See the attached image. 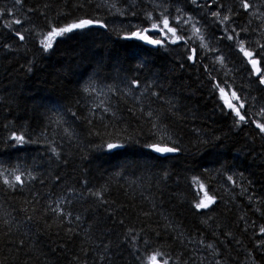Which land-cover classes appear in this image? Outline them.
<instances>
[{"label":"trees","instance_id":"obj_1","mask_svg":"<svg viewBox=\"0 0 264 264\" xmlns=\"http://www.w3.org/2000/svg\"><path fill=\"white\" fill-rule=\"evenodd\" d=\"M200 2L197 7L189 0H0V170L36 177L16 190L0 179V264H141L137 248L145 264L156 249L170 257V264H264L259 231L264 226V136L252 124L236 128L209 87L212 72L242 89L249 111L261 119L255 114L264 105V93L251 83L246 60L240 63L242 53L228 48L230 41L210 39L206 42L218 51L198 48L202 62L192 64L182 42L147 47L123 38L137 27H150L145 13L157 3L173 16L179 8L199 18L208 37L219 35L221 26L208 15L215 5ZM224 3L239 11L232 26H247L253 42H264L259 19L249 24L238 0ZM255 5L264 11L261 0ZM86 18L107 27L94 24L54 37L53 47L43 51L49 24ZM147 35L164 38L158 30ZM221 54L224 66L213 59ZM133 80L141 82L139 89L129 88ZM89 85L92 95L83 91ZM100 102L111 110L103 113ZM141 108H150L157 123L164 120L161 128L178 138L181 152L160 157L145 147L158 137ZM13 133L34 142L13 147ZM110 134L126 135V146L113 152L100 147ZM193 177L214 194L216 204L194 207L203 191ZM57 201L71 213V224L49 207ZM130 230L138 234L135 246Z\"/></svg>","mask_w":264,"mask_h":264},{"label":"snow or ice","instance_id":"obj_2","mask_svg":"<svg viewBox=\"0 0 264 264\" xmlns=\"http://www.w3.org/2000/svg\"><path fill=\"white\" fill-rule=\"evenodd\" d=\"M153 2L155 3L156 0H153ZM189 2L193 5H196L197 7L201 6L200 0H189ZM15 3L22 4L23 0H15ZM238 3L240 9L249 15V24H251L252 19H259L261 21V23L258 25V28L260 29L261 34L264 35V11H261L256 7L255 0H238ZM261 3L264 4V0H261ZM213 5H215V8L209 12L208 15L212 17L219 26H221L222 31L220 28L216 30L219 35L213 34L211 37H208L203 30L204 25L200 23L199 18H196L193 15H186L179 8L175 10L177 15L173 16L167 7L161 8L157 3L156 9H159L158 15H154L156 9L145 13L146 20L151 22L150 27H137L126 34L123 38L126 40L135 38L145 41L150 45L156 46H163L167 42H171L172 44L182 42L184 45H187L186 58L192 64H199L202 62V55L197 54L198 48L208 52L218 51L217 48L212 47L210 42L206 41H210V39L230 41L231 43L228 44L227 47L232 50H236L238 53H242L245 59L241 60L240 63L245 64L246 60L245 66L250 65L248 76L254 77V79L251 80V83L256 84L258 86V91L264 93V42L260 40L253 42L249 36L250 29L247 26H232L233 18L239 14L238 10L226 7L224 0H209V3L205 4L204 6L212 7ZM132 15H136V13L133 11ZM12 23L19 25L21 24V20L14 19ZM94 24H98L99 27L102 28L107 27L106 24L91 18L79 19L78 22L66 26L49 24V31L47 35L41 40L43 51L48 52L53 47L54 37H62L65 34L72 33L74 30H83ZM5 27H11V25H5ZM189 29L191 30L190 32ZM153 30H158L164 38H152L147 35V33ZM185 33L189 34L185 35ZM15 35L21 41L25 39L24 34L20 32L19 29L15 31ZM197 40L199 41V44L196 43ZM213 59L218 60L221 66H224L225 57L223 54H221L219 57H213ZM214 70L215 69H213V71ZM205 71H207V68H205ZM208 76L210 80L209 87L215 94V98L217 99L218 107L221 113L226 116L234 117L233 123L236 128L252 124L256 129L259 130L258 134L264 136V105H262L259 111L255 114L260 116L261 119H255L254 115L249 111V109L252 107V105L249 104V97L244 94L242 89L234 88L227 80H220L213 77L212 72H208ZM140 87L141 82L139 80H133L129 86L130 89H139ZM83 91L89 95H92L94 89L91 87V85H89L86 86ZM148 94L151 97H155L156 101L163 100V97L160 95V93L156 91H149ZM261 99L264 100V96H261ZM168 103L171 105L170 101ZM97 108H99L103 113H107L111 110V106L109 105L106 107L103 102H100L97 105ZM141 112L142 114L146 113L149 117L153 137H158V139H155L154 142L145 144V147L160 155L175 154L182 151L181 147L179 146L180 142L178 138H173L165 128H161L160 124L164 123V120H160V123H157L156 120L152 119L154 113L150 108H141ZM93 113H95V109L93 110ZM72 115L75 116L76 114L72 113ZM157 119H159V116H157ZM61 120L62 117L58 119L56 123L59 125ZM123 131L124 130H121V132ZM65 132L67 133V129H65ZM126 138V135L110 134L109 139L106 140L104 144H101L100 147L106 148V150L109 152H113L114 150L121 149L126 146L124 142ZM10 139L15 142L12 145L13 147L23 146L24 144L34 142L31 140V138H26L22 134L17 135L15 133L11 135ZM50 150L53 155L59 158L60 153L55 147L50 146ZM6 172L7 175H5ZM0 179H2L4 185H7L10 189L16 190L17 187L23 188L27 182L35 180L36 177L31 172L24 173L19 169H15L12 172H8L7 169H2L0 170ZM227 179L231 181L233 185L236 184V181L231 175L228 176ZM193 182L198 185L200 190L203 191V197L194 205L197 210H206L211 205L216 204L217 201L214 194H209V192L205 190V185L200 181L199 177H193ZM93 195L99 198L101 193L95 192ZM61 203L62 201H57L55 207H52L51 204L49 207L54 213H56L58 216L64 217L65 220L71 224V213H66L61 207ZM28 219L30 220L32 217H29ZM75 220L79 221L80 217H75ZM4 223L7 224L8 222L5 221ZM7 230L10 232V228ZM68 231L71 232L72 229L69 228ZM259 231L260 234L264 235V226H262ZM130 235L132 236L131 244L132 246H135L138 234H134L130 230ZM144 243L146 244L147 241H144ZM201 243H203V241H201ZM260 243L264 245V240H262ZM22 245L23 241H21V246ZM104 247L107 249L106 245ZM207 247L210 249L213 248L211 244H208ZM136 252L137 259L140 260L141 264H145L144 259L139 256L138 248L136 249ZM165 255L166 254L161 252L159 249L153 250V253L147 257V264H170V257L165 259ZM107 258L109 260L111 259L110 256ZM201 264H203V261H201ZM214 264H221V262L220 260H216Z\"/></svg>","mask_w":264,"mask_h":264},{"label":"water","instance_id":"obj_3","mask_svg":"<svg viewBox=\"0 0 264 264\" xmlns=\"http://www.w3.org/2000/svg\"><path fill=\"white\" fill-rule=\"evenodd\" d=\"M142 43L144 44V45H146L147 47H152L153 45H150V44H148V43H145L144 41H142ZM160 157H164L165 155H160V154H158ZM175 155H177V153H175V154H173V156H175Z\"/></svg>","mask_w":264,"mask_h":264},{"label":"rangeland","instance_id":"obj_4","mask_svg":"<svg viewBox=\"0 0 264 264\" xmlns=\"http://www.w3.org/2000/svg\"><path fill=\"white\" fill-rule=\"evenodd\" d=\"M187 15H189V14L187 13ZM196 42H197V43H199V41H198V40H197ZM243 69H244V68H242V70H243ZM244 70H245V69H244ZM134 155H135V154H134ZM136 155H137V154H136Z\"/></svg>","mask_w":264,"mask_h":264},{"label":"bare ground","instance_id":"obj_5","mask_svg":"<svg viewBox=\"0 0 264 264\" xmlns=\"http://www.w3.org/2000/svg\"><path fill=\"white\" fill-rule=\"evenodd\" d=\"M145 42V41H144ZM146 43V42H145Z\"/></svg>","mask_w":264,"mask_h":264}]
</instances>
